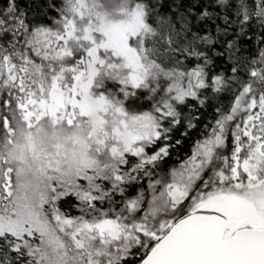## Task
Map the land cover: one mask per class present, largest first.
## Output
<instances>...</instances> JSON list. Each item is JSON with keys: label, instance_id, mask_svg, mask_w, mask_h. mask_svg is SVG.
Returning <instances> with one entry per match:
<instances>
[{"label": "snow or ice", "instance_id": "1", "mask_svg": "<svg viewBox=\"0 0 264 264\" xmlns=\"http://www.w3.org/2000/svg\"><path fill=\"white\" fill-rule=\"evenodd\" d=\"M0 264H264V0H0Z\"/></svg>", "mask_w": 264, "mask_h": 264}]
</instances>
